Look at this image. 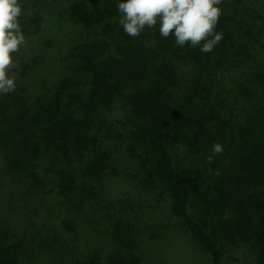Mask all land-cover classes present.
Segmentation results:
<instances>
[{
	"label": "trees",
	"instance_id": "16d2710c",
	"mask_svg": "<svg viewBox=\"0 0 264 264\" xmlns=\"http://www.w3.org/2000/svg\"><path fill=\"white\" fill-rule=\"evenodd\" d=\"M20 2L25 44L10 54L17 87L0 95V235L17 244L0 242V264L30 258L56 210L105 217L93 201L120 169L140 187L162 186L172 216L211 264H223L210 225L191 212L195 189L180 169L179 145L192 135L210 150L223 146L217 158L232 183L225 216L234 224L225 232L252 243L264 264V66H251L257 38L243 25L246 10L264 25V1L220 0L222 39L208 53L176 46L156 26L126 35L116 0Z\"/></svg>",
	"mask_w": 264,
	"mask_h": 264
},
{
	"label": "rangeland",
	"instance_id": "374dc122",
	"mask_svg": "<svg viewBox=\"0 0 264 264\" xmlns=\"http://www.w3.org/2000/svg\"><path fill=\"white\" fill-rule=\"evenodd\" d=\"M244 13L245 30L257 38L251 57L257 56L259 61L251 66L263 67L264 25L258 17L250 16V10ZM53 51L58 54L57 50ZM60 66V73L67 77L66 66ZM55 67L57 71L59 66ZM255 101L254 108L259 106L257 96ZM249 105L251 111L254 110ZM123 107L119 112L122 119L130 112L129 108ZM128 125L132 127L131 123ZM100 139L103 140V136ZM194 141L192 135L184 140V145H179L181 172L187 173L195 189L191 212L198 220L210 225L209 233L222 249L223 264H256L252 243H244L239 238L232 242L225 232L234 225L225 216L226 198L232 183L225 179L217 155L209 163L206 157L212 155L211 150L205 142L195 144ZM186 143L189 144L185 146ZM126 147L124 143L122 148L125 150ZM120 173L119 178H113L107 192L95 195L98 199L93 203L98 207V213L106 208L105 217L98 215L89 221L83 216L59 214L56 210L52 224L44 227L34 241L32 256H21L20 264H104L109 257L125 264H211L196 239L170 213L171 201L164 188L151 183L140 187L129 172L120 169ZM91 191L88 190L90 195ZM66 221L74 222L76 227H70ZM13 241L12 237L0 235V242L10 248L15 242L17 244Z\"/></svg>",
	"mask_w": 264,
	"mask_h": 264
},
{
	"label": "clouds",
	"instance_id": "9594fccd",
	"mask_svg": "<svg viewBox=\"0 0 264 264\" xmlns=\"http://www.w3.org/2000/svg\"><path fill=\"white\" fill-rule=\"evenodd\" d=\"M219 4L220 0H116L118 23L126 35L137 37L145 27L156 26L160 37L171 35L176 46L198 47L202 53L211 52L222 39V33L215 30ZM22 14L20 0H0V95L12 93L17 87L12 71L16 64L10 54L25 44L19 21ZM222 151L219 142L213 143L207 161L210 163Z\"/></svg>",
	"mask_w": 264,
	"mask_h": 264
}]
</instances>
